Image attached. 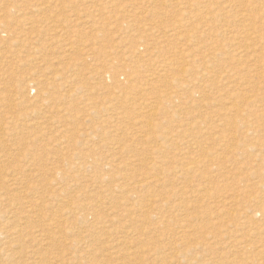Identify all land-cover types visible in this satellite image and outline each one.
I'll return each mask as SVG.
<instances>
[{
  "label": "rangeland",
  "instance_id": "obj_1",
  "mask_svg": "<svg viewBox=\"0 0 264 264\" xmlns=\"http://www.w3.org/2000/svg\"><path fill=\"white\" fill-rule=\"evenodd\" d=\"M263 183L264 0H0V264H264Z\"/></svg>",
  "mask_w": 264,
  "mask_h": 264
},
{
  "label": "bare ground",
  "instance_id": "obj_2",
  "mask_svg": "<svg viewBox=\"0 0 264 264\" xmlns=\"http://www.w3.org/2000/svg\"><path fill=\"white\" fill-rule=\"evenodd\" d=\"M226 5H228L227 3H226ZM231 5V4H230ZM192 6V5H191ZM190 6V7H191ZM232 7V6H231ZM234 8H235V6H233ZM230 9V8H229ZM245 18V17H244ZM231 27V26H230ZM227 30L228 29H225L222 33H226L227 32ZM231 31H232V29H231ZM233 32V31H232ZM231 32V33H232ZM229 33H230V31H229ZM235 33V32H234ZM230 36V35H229ZM232 36V35H231ZM235 35H233L232 37H234ZM225 37V36H224ZM227 37V36H226ZM233 39V38H232ZM234 40V39H233ZM232 40V41H233ZM231 41V40H230ZM233 43V42H232ZM232 45V44H231ZM154 76V75H153ZM154 78V77H153ZM188 138V137H187ZM185 140V139H184ZM191 143L193 144L194 142L193 141H191ZM195 143H197V142H195ZM219 143V142H218ZM187 144L189 145L190 143H188L187 142ZM197 145V144H196ZM187 155V154H186ZM189 155V154H188ZM187 155V156H188ZM192 158V157H191ZM182 159H184V158H182ZM188 159H190V158H188ZM189 161V160H188ZM192 161H194V158H193V160ZM189 162L188 163V167H183V168H176V170H174V171H172L174 168H172V170H170L167 174H165V175H167V179L166 180H169V176L171 175V174H173L175 177H178V178H180L181 177V179H183V178H186V177H184V176H186V175H188V174H197V173H199L200 171H201V169H200V164H198L197 162ZM184 162V161H183ZM203 162V161H202ZM207 162V161H206ZM196 164V165H195ZM197 164L199 165V168L197 167ZM203 164V163H202ZM204 164H205V162H204ZM202 166V165H201ZM206 166V165H205ZM180 167V166H179ZM200 169V170H199ZM172 172V173H171ZM172 175V176H173ZM202 177V176H201ZM153 178V177H152ZM203 178V177H202ZM149 179V178H148ZM152 180V179H151ZM178 180V179H177ZM176 180V181H177ZM149 181V180H148ZM153 181V180H152ZM159 180L157 179V181L156 182H158ZM155 182V183H156ZM160 182V184H161V181H159ZM167 182V181H166ZM166 182H164V183H166ZM169 182V181H168ZM158 184V183H157ZM262 185H264V183L262 184ZM263 188H264V186H263ZM262 189V188H261ZM206 190V188L204 189V191ZM264 190V189H263ZM207 192V191H206ZM257 197H255V199H256ZM254 199V200H255ZM258 199V198H257ZM260 199V198H259ZM264 200V195H262L261 196V200ZM257 201V200H256ZM262 202V201H261ZM264 202V201H263ZM260 212H261V215H262V219H261V223H263L264 222V208H262L261 210H260ZM247 213H251L253 216H254V209H252V210H248V211H246L245 212V214H247ZM264 225V224H263ZM261 231L264 233V227L261 229ZM1 232V231H0ZM3 232V231H2ZM1 234V233H0ZM9 235V234H8ZM254 235H255V233H254ZM7 236V235H6ZM1 237V236H0ZM2 237H3V235H2ZM9 238V237H8ZM6 239H7V237H6Z\"/></svg>",
  "mask_w": 264,
  "mask_h": 264
}]
</instances>
